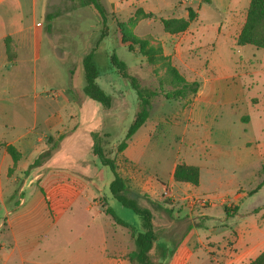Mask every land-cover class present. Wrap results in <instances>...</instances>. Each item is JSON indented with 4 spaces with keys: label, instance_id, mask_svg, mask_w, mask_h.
I'll return each instance as SVG.
<instances>
[{
    "label": "crops",
    "instance_id": "1",
    "mask_svg": "<svg viewBox=\"0 0 264 264\" xmlns=\"http://www.w3.org/2000/svg\"><path fill=\"white\" fill-rule=\"evenodd\" d=\"M39 2L30 0L32 14L38 12ZM48 2L46 0V6ZM216 2L228 4L230 0ZM19 3L20 0H0V264H140L130 258L136 248L129 247L125 231L114 229L112 218L96 201L91 204L94 199L86 198L89 194L78 199L74 196L81 194L68 193L73 188L71 184L56 185L54 189L60 192L50 201L41 192L31 194L26 201L16 202L9 197V189L18 180L16 173L35 169L29 166L39 153L49 150V137L61 134L67 125L80 124L85 108L95 102L83 92L84 86L76 90L65 85L51 92L47 82L39 81L38 64L43 59L45 42L51 58L60 62L61 46L66 45V41L45 31L40 22L24 21ZM105 7L117 16L130 15L128 20L139 8L154 13L160 21L170 18L165 15L174 11L167 13L161 6L150 8L148 0L131 4L130 0H107ZM74 11L61 12L60 20L71 26L69 19ZM230 12L238 19L226 18L208 27L194 28L191 23L188 30L180 34H169L163 28L168 40L159 38L158 41L164 54L187 80H199L202 86L186 106L184 102H176L170 118L161 114L153 119L150 113L146 123L120 153L121 176L129 191L147 200L148 206L144 208L152 212L154 227L158 226L157 218L167 223L165 234L158 238L159 243L173 247L176 238L183 239L190 231L194 236L187 242V253L195 254L202 245L209 252L217 249L219 258L215 264H247L264 251V185L253 193L261 181L260 169L264 163V113L260 111L264 101L258 93L251 96L243 93L248 86L244 79L250 77V73L245 72L244 76L234 70L232 57L229 68L217 59L216 41L224 36L236 45L245 20L236 15V6ZM187 16L186 11L184 15L172 17ZM56 19L49 21V29ZM149 19H141L139 24L146 21L149 25ZM69 40L75 39L70 36L67 42ZM7 45L13 51L11 60ZM67 72L71 79L72 71ZM256 97L259 100L253 102ZM246 108L249 113L244 112ZM158 130L164 137L159 142L154 141ZM161 141H168L169 149ZM8 145L21 153L17 163L7 151ZM179 163L200 168L198 185L174 180ZM86 179L93 183L92 179ZM167 188L169 197L164 195ZM192 198L207 202L204 205L191 203ZM214 205L224 210L226 206L237 208L230 210L231 216L251 217L236 224L228 242V225L207 226L214 221L211 211ZM1 212H5L4 215L1 216ZM221 220L228 221L223 216ZM183 224L185 230L181 228L179 235ZM201 228L205 230L202 236ZM221 243L220 247L216 246ZM47 251H51L52 257L43 256ZM177 251L178 248L169 264ZM184 264H193L191 257L186 258Z\"/></svg>",
    "mask_w": 264,
    "mask_h": 264
},
{
    "label": "rangeland",
    "instance_id": "2",
    "mask_svg": "<svg viewBox=\"0 0 264 264\" xmlns=\"http://www.w3.org/2000/svg\"><path fill=\"white\" fill-rule=\"evenodd\" d=\"M105 5L107 0H101ZM207 3L206 0H148V6H161L167 13L170 10H174L172 13H168L165 16H180L184 15L189 7L199 11L198 17L192 22V27H208L214 24H220L226 21V18L234 19L230 9L236 6L238 9L239 18L246 21L247 10L250 0H230V3H217L216 0ZM136 2V0H130V4ZM228 0H226V3ZM20 9L23 13L24 21L35 24L40 22L45 27V31L55 33L57 37L66 41V45H62V61L51 58L50 49L48 43L44 44L43 59L39 62V81L47 82L51 92H56L58 88L69 85L74 89L82 88L85 85L84 74L82 73V60L85 54L89 53L92 49H96L95 63L99 70V76L97 81L99 85L105 88L112 94V104L109 108L103 107L101 104L92 102L88 105L82 114V120L80 124L76 126L67 125L61 134L49 137L48 149H55L53 157L44 166L35 168L28 173L18 172L15 177L18 180L15 181L13 188L9 189V197L11 200L19 202L21 199L25 200L35 192H41L46 200L54 199L57 195L55 188L60 183H69L72 185V189L68 190L71 194H81V196L75 198H84V194H89L90 199H94L98 204V207L106 214L108 205L104 197L110 198L109 184L112 178V173L109 168L103 167L99 160L92 154L93 150V138L92 134L97 132L100 134L101 144L104 152L110 159L115 160L116 170L121 175V162L123 159L120 157L119 145L123 140L125 133L133 120L137 107V95L136 92L130 87L128 82L123 79L117 70L110 63V54L113 50L116 51L119 58L125 61L129 66L131 74L137 76L140 82L144 86L159 89L160 95L153 100V109H151L152 118L156 119L161 114L166 117L172 116V108L176 102H184L185 106L189 103L187 98L166 100L163 97V93L172 89L173 86L170 83V77L167 71L166 62H159L151 64L147 59L138 52V45L134 44V51L128 50L127 44L122 43V34L125 37L132 35L147 36L150 35L152 41H157L156 44L162 45L158 39L165 38L168 40V34H165L161 21L157 16L150 18L151 24H146V21L139 24V21L133 22V19H129L130 15L123 13L121 16L111 14L108 10V22L106 27H103L98 14L90 7H78L75 8L71 21V26L63 19L60 20V13L66 14L69 10L73 9L72 0H49L48 6H46V0H40L38 12L36 14L31 13L30 0H20ZM137 4V3H135ZM111 10L110 5H107ZM176 8V9H174ZM107 9V8H106ZM59 12L56 17L54 26L51 29L48 28L49 21L47 16L49 14ZM67 17V15H65ZM154 19V20H152ZM226 19V20H225ZM235 19H238L237 16ZM234 19V20H235ZM243 23V24H244ZM160 25V26H159ZM243 27V25H242ZM242 29V28H241ZM51 34V35H52ZM102 34L105 36L103 37ZM73 36L75 40H69L68 38ZM238 37V36H237ZM236 37V39H237ZM99 45L96 47V45ZM217 49V59L225 62L226 68L233 66L234 70L242 73L245 76V72L250 73V77L244 79L248 81L243 93L248 95H260L264 101V48H256L254 46H238L233 45L230 38L221 36L215 43ZM60 53V46L57 48ZM57 53V55H60ZM206 55L208 52L206 51ZM11 60V59H10ZM173 63V62H172ZM174 64V63H173ZM175 65V64H174ZM229 66V67H228ZM68 69L72 71V78L69 79ZM179 69V68H178ZM180 71V69H179ZM181 72V71H180ZM243 77V76H242ZM240 80V79H239ZM238 82V81H237ZM259 100V97L253 99V102ZM165 102L167 105L163 106ZM264 113L263 109H260ZM244 112H250L249 109H245ZM162 131L158 130L155 133L154 141L163 140L161 137ZM153 141V142H154ZM163 142V143H162ZM162 144L167 145L169 149L168 141ZM162 148V146H160ZM40 154V153H39ZM10 170V176L12 175ZM87 178L92 179L89 182ZM27 186L22 190L24 185ZM29 184V185H28ZM88 188V190L86 189ZM60 192V191H58ZM135 197L137 203L141 207L148 206L146 199H140L134 193L129 194ZM59 197V196H57ZM257 202L256 199H254ZM197 202V203H196ZM49 203V202H48ZM191 203L204 205L202 198H192ZM110 207L114 209L116 215L128 223L135 224L137 228H142V222L138 216H136L130 209L125 208L117 201L113 199L108 200ZM246 207H248L246 205ZM9 208H14L10 206ZM214 215V221L208 223L210 226H222L228 225L230 232L226 237L227 242L230 241V237L236 230V224L244 219L248 220L249 215L245 218H238L235 216L228 217L227 212L217 205L212 208ZM5 212H1V216ZM255 215V213L253 214ZM252 215V216H253ZM221 216L228 221H222ZM113 219V218H112ZM114 229H121L125 231L129 240V247L131 249L136 248L133 230L131 227L122 226L112 220ZM154 224V223H153ZM158 225L155 229L157 238L163 236L167 223L164 219H156ZM185 230V224L181 225L179 235ZM4 229V228H3ZM205 230L201 228V236ZM194 236L193 232H188L183 239L176 238L173 246L177 247L179 251L175 254L174 260L171 264H184L185 259H192L193 264H215L218 251H207L205 248H198L195 254L187 253V242ZM178 242V243H177ZM204 242H206L204 240ZM223 242V241H222ZM179 244V245H178ZM223 243L216 245L220 247ZM157 248L153 250L152 259L157 261ZM43 256L52 257L51 251H47ZM169 264V263H167Z\"/></svg>",
    "mask_w": 264,
    "mask_h": 264
},
{
    "label": "trees",
    "instance_id": "3",
    "mask_svg": "<svg viewBox=\"0 0 264 264\" xmlns=\"http://www.w3.org/2000/svg\"><path fill=\"white\" fill-rule=\"evenodd\" d=\"M72 8L78 7H90L99 16L101 24L106 27L108 22V11L101 0H72ZM208 3L209 0H206ZM187 18H161L164 31L169 34H180L188 30L190 24L198 17V12L192 7L187 9ZM59 12H55L48 15V20H52L57 17ZM154 13L145 12L142 8L136 10L133 22L141 19L153 18ZM102 36L104 37L105 34ZM122 43L127 44L128 50L133 52L134 44L138 45V52L143 55L147 61L151 64L166 62L167 71L170 77V83L173 88L164 92L162 95L166 100L184 99L187 98L188 102H191V98L195 96L201 89L202 83L199 80H187L186 77L179 71L178 67L172 63L169 56H166L163 51V47L160 44L152 42L150 36L141 37L132 35L128 38L122 34ZM10 38L6 39L8 41ZM238 46H254L256 48H264V0H250L247 10L246 21L238 34L236 39ZM99 45H96V47ZM7 54L10 59H13L12 48L6 46ZM96 49H92L89 53L85 54L82 60L85 85L83 92L92 100L101 104L103 107L109 108L112 104V96L108 94L98 83L97 78L99 76V70L95 63ZM110 63L117 70L119 75L125 79L130 87L136 92L137 95V107L133 120L130 123L123 140L119 145V152L121 153L127 146L134 134L146 123L150 117V110L153 100L161 93L159 89L144 86L140 82V79L131 74L128 64L121 60L116 51L113 50L110 54ZM93 138V150L92 154L99 160L103 167L110 169L112 178L109 184L110 198L106 199L108 205L106 214L109 215L112 220H115L122 226L131 227L133 230V238L136 249L130 255L131 260H135L140 264H167L170 263L173 257L176 247H170L166 244H161L158 241L154 224L152 212L144 207H141L135 197L130 196V193H134L128 190L126 181L117 172L115 160L110 159L104 152L101 144L100 134L94 132ZM7 151L11 155L14 163H17L21 159V153L13 145L7 146ZM55 149H49L41 152L29 166V169L41 166L49 160ZM261 181L258 183L254 192H257L264 185V163L260 169ZM174 180L176 182L190 183L192 185H198L200 182V168L198 166L187 165L179 163L174 171ZM136 194V193H134ZM138 195V194H136ZM113 199L125 208L130 209L136 216H138L142 222V228L139 229L135 224L128 223L116 215V212L109 206L108 200ZM236 211L237 208L231 209L225 207V211L228 216H231V211ZM157 248V261L152 259L153 250ZM247 264H264V251H262L255 259L251 260Z\"/></svg>",
    "mask_w": 264,
    "mask_h": 264
},
{
    "label": "built area",
    "instance_id": "4",
    "mask_svg": "<svg viewBox=\"0 0 264 264\" xmlns=\"http://www.w3.org/2000/svg\"><path fill=\"white\" fill-rule=\"evenodd\" d=\"M168 189H169V188L165 189L164 195H168V197H169ZM191 202H192V199H191ZM202 202H204V204H205V203L207 202V200L202 199Z\"/></svg>",
    "mask_w": 264,
    "mask_h": 264
}]
</instances>
